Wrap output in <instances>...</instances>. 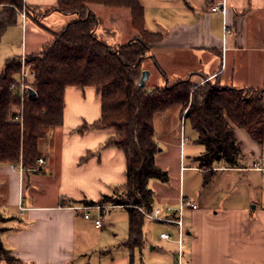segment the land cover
<instances>
[{"label": "crops", "instance_id": "0c3cea01", "mask_svg": "<svg viewBox=\"0 0 264 264\" xmlns=\"http://www.w3.org/2000/svg\"><path fill=\"white\" fill-rule=\"evenodd\" d=\"M24 1L34 18L24 8L19 11L21 50L7 56L4 64L10 57L40 52L76 17L55 9L57 0ZM140 1L146 27L164 33L161 41L150 45L146 55L152 63L147 67L148 85L162 86L188 76L198 81L218 79L223 86L264 87V0H227L225 19L221 12L211 10L220 0ZM150 1L153 4L149 7ZM90 9L99 18L96 34L108 43L125 44L138 35L129 7L91 3ZM31 21L36 25L29 28ZM10 28L3 36L11 32ZM116 33L124 41L118 40ZM100 115L101 99L96 87L71 86L65 94L64 124L50 131L49 153L41 154L45 162L23 172L13 168L12 163H0V213L7 218L1 238L18 257L14 264H131L126 240L120 244L106 242L101 236L96 243L88 240L93 227L106 232L105 220L102 227H97L78 208L91 205L86 201L97 200L127 181L125 153L106 145L114 131L83 128ZM234 129L242 144L245 167L218 163L207 172L195 160L206 148L193 150L191 164L180 167L177 197L170 201L154 197L153 207L176 204L181 195L198 204L196 209L187 208L184 218L186 257L190 264H264V146L244 128ZM185 146L182 141L181 152ZM46 164V171L56 173L59 181L52 202L40 201L34 184H27L26 178L29 174L38 175ZM187 168L203 172L211 179L196 194L186 188L182 171ZM158 239L168 240L160 234ZM153 243L145 233L143 248L164 247ZM117 244L121 246L120 256L113 251ZM91 249L99 251L93 261L88 257ZM175 259L174 256V263Z\"/></svg>", "mask_w": 264, "mask_h": 264}, {"label": "trees", "instance_id": "16d2710c", "mask_svg": "<svg viewBox=\"0 0 264 264\" xmlns=\"http://www.w3.org/2000/svg\"><path fill=\"white\" fill-rule=\"evenodd\" d=\"M91 3L129 7L138 35L128 43L117 45L100 38L96 34L99 18L90 9ZM0 5L1 41L7 28L17 23L25 1L0 0ZM55 9L76 17L40 52L27 56L34 63L32 84L36 94L25 97L23 128L12 118L21 106V99L11 90L15 74L21 68V56L8 58L0 71V163L21 160L26 169L38 168L41 140L53 128L64 124L67 88L96 87L101 115L83 128L114 131L106 145L125 153L127 181L123 194L102 195L89 204L128 209L129 234L124 245L130 251L132 262L135 251L145 245V216L137 206L146 210L153 207L155 194L149 186L150 179L168 180L167 172L156 163L159 151L155 137L156 114L182 105L185 119L198 133L197 141L206 145V151L195 157L199 168L211 172L218 163L245 167V155L234 126L244 128L264 146V87L223 86L218 79L196 84L190 77L174 83L169 81L166 87L140 85L150 45L164 37L163 32L146 27L140 0H57ZM181 85L189 89L182 91ZM6 220L0 213V262L14 264L19 259L1 238Z\"/></svg>", "mask_w": 264, "mask_h": 264}, {"label": "rangeland", "instance_id": "374dc122", "mask_svg": "<svg viewBox=\"0 0 264 264\" xmlns=\"http://www.w3.org/2000/svg\"><path fill=\"white\" fill-rule=\"evenodd\" d=\"M145 1L148 2V0H145ZM152 4L153 2L150 1L149 7ZM23 11H26L25 7ZM104 16L106 17L107 15H104ZM20 20L21 19L18 18L17 23L9 26L11 27L10 28L11 32H9L6 36H2V39L0 41V70L2 69L4 65V60L6 59L7 56L18 54L19 52L18 50H21L23 32H22V26L20 24ZM29 23H31L29 24V28L31 26L36 25L35 23L33 24L32 21ZM17 24L19 26H16ZM116 28L119 29V26H116ZM119 31L122 35L121 29H119ZM31 35L32 33L29 30V36ZM109 36L112 38V35H109ZM120 36L116 33L117 39L124 41L123 39H121ZM114 45H117V44H114ZM28 55L29 54H25L24 56H28ZM144 66L146 69L148 66L149 67L152 66V63L149 61V59H145ZM19 72L15 74L14 79L16 78V75ZM186 78H188V76L177 78L170 82L174 83L176 81L184 80ZM33 80L34 79H32L29 82L30 85L32 86V87L29 86V88H32L35 90L32 84ZM191 80L193 81V83L200 84L206 79H201V81H198L195 78H191ZM166 85L167 84H164L162 85V87H166ZM29 88H27L26 90L25 97L29 95ZM188 89H189L188 86L181 85L182 91H186ZM20 105H21V101H20ZM185 112L186 111L183 110L182 105L177 104V105L170 107L165 112L157 113L155 116V125H156L155 137L159 145V151L156 155V163L167 172L168 180L165 182L158 178H152L149 181V186L154 190V194L155 196H157V198H165L164 200L166 201L174 200V198H176L178 195L181 165L184 164L187 166L191 164L192 159L190 155L192 154L193 150H199V149L201 150V149L206 148L205 144L197 142L196 132H194L193 128L191 127V124L188 121H185ZM23 126H24V123L21 124V128H23ZM50 139L51 138L48 136V138L42 139L40 142V148H41L42 153L44 154L49 153L48 149H49ZM182 141L186 143L185 150L183 149V152H181ZM18 163H12V167L13 165H18ZM47 165L48 164L44 165L45 167L39 170L38 175L29 174L26 178H27V184L28 182H31L32 184H34L35 194H37V198L40 201L52 202L54 199V194H55L54 192H56L57 190L56 188L58 187L59 181H58V176L56 173H51L50 169H49V172L46 171V169L49 168ZM187 169L188 170L186 171H182V175L185 181L186 188L191 192L194 191L193 194H196L197 191L202 186H205V184H207L206 182H210L211 179H209V177L207 176H204L205 174L203 172L194 170L192 168H187ZM45 171L47 173H45ZM124 190H125V184L116 185L115 187L111 189V191L107 195L115 196L118 193L123 194ZM43 192L48 193V194H43ZM103 195H106V194H103ZM193 198H197V197H193ZM86 202H89V201H86ZM105 205H110V204H105ZM104 216H105L104 230H106V232L101 233L100 229L93 227L91 228V231L89 233L90 237H88V240L96 243L99 241L100 236L104 238L106 242H117L120 244L121 242L126 240L129 234V221H128L129 211L128 209L123 206H113L112 205V206H109L104 211ZM161 230L169 231L173 234L174 238L176 237L173 227H170L164 223L152 221L148 218H144V232L148 234L150 239H152V242H154L153 244H157L160 246L163 245L164 247L163 249L161 248L151 249L150 245H147L141 250L139 249L136 250L131 264H175L174 256L176 257L177 255V245L174 244L173 240H166V241L159 240L158 236ZM119 244H117L116 247L113 248V251L115 252L114 254L116 255L118 254V256L121 255V251L119 249L121 248V246L117 247ZM97 254L99 256V251H97L96 253V251H93L91 249L89 251L88 257H91L93 261V260H96ZM129 261H131V256L129 257Z\"/></svg>", "mask_w": 264, "mask_h": 264}, {"label": "built area", "instance_id": "2783aa9c", "mask_svg": "<svg viewBox=\"0 0 264 264\" xmlns=\"http://www.w3.org/2000/svg\"><path fill=\"white\" fill-rule=\"evenodd\" d=\"M227 0H220L217 4L211 7L213 12H221L224 19L227 16ZM224 31L227 33L229 31L227 24H224ZM33 62L27 60V56H21V70L16 75V78L11 83V90L13 93L17 94L21 99V107L18 112L14 115L13 119L23 123L24 115V100L26 95V90L29 88L30 81L34 79L35 72L32 68ZM32 87V86H31ZM30 89V88H29ZM39 163H44L45 160L43 157L39 158ZM14 168L19 169L20 172H23L26 168L23 165V162L20 161L18 165H13ZM110 205L105 204H91V205H82L78 208L83 210V215L86 219H93L97 227H102L104 225V211ZM138 209L143 213L145 218H148L152 221L168 224L174 228L176 237L174 238L173 234L169 231H162L160 237L168 240H173L177 245V255L175 259V264H190L189 259L186 257L185 249V211L187 208L196 209L198 204L184 195L180 196L178 203L176 204H167V205H158L152 207L150 210H145L142 207L137 206ZM174 238V239H173Z\"/></svg>", "mask_w": 264, "mask_h": 264}, {"label": "water", "instance_id": "95a60500", "mask_svg": "<svg viewBox=\"0 0 264 264\" xmlns=\"http://www.w3.org/2000/svg\"><path fill=\"white\" fill-rule=\"evenodd\" d=\"M149 73H150V71L148 69H145L143 71L142 77L140 79V85H144L146 83V81L148 79V76H149ZM35 94H36L35 90L30 88L29 89V95L32 96V95H35Z\"/></svg>", "mask_w": 264, "mask_h": 264}]
</instances>
